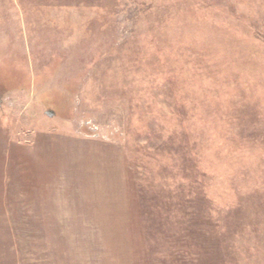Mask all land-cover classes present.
<instances>
[{"label": "rangeland", "instance_id": "obj_1", "mask_svg": "<svg viewBox=\"0 0 264 264\" xmlns=\"http://www.w3.org/2000/svg\"><path fill=\"white\" fill-rule=\"evenodd\" d=\"M0 264H264V0H0Z\"/></svg>", "mask_w": 264, "mask_h": 264}]
</instances>
